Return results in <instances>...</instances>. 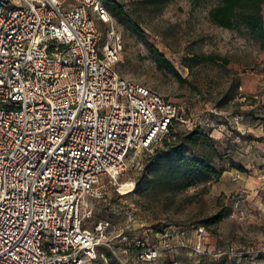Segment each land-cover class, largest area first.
Masks as SVG:
<instances>
[{"label": "built area", "instance_id": "built-area-1", "mask_svg": "<svg viewBox=\"0 0 264 264\" xmlns=\"http://www.w3.org/2000/svg\"><path fill=\"white\" fill-rule=\"evenodd\" d=\"M121 49L103 0L3 1L0 264H127L128 254L136 264H163L177 247L209 253L203 227L191 245L182 227L174 242L171 226L150 243L131 208L123 226L107 218L84 226L85 199L106 195L102 177L116 181L130 152L152 151L178 119L175 103L117 71ZM243 118L235 113L211 125L233 129Z\"/></svg>", "mask_w": 264, "mask_h": 264}, {"label": "rangeland", "instance_id": "rangeland-1", "mask_svg": "<svg viewBox=\"0 0 264 264\" xmlns=\"http://www.w3.org/2000/svg\"><path fill=\"white\" fill-rule=\"evenodd\" d=\"M118 1L141 28L144 39L116 20L122 40L116 69L176 104L178 119L170 134L187 129L182 120L195 121L211 136L216 130L212 122L235 113H242L244 118L238 125L229 124L233 129L227 126L222 131L221 142L213 139L217 153L212 152L209 163L217 169L224 168L221 176L190 172L192 183L182 178L172 181L168 193L159 190L157 177L152 174L146 175L141 186L135 184L149 152H130L126 170L117 175L116 181L102 177L105 197L85 199L81 209L84 226L89 230L100 218L123 226V211L131 208L137 215L138 234L149 235L150 243L157 241L156 232L171 226L169 237L173 236L174 242L181 236L175 227H182V236L191 245L195 230L203 227L209 253L200 259L189 254V248L177 247L162 255L163 264H264V188H259L264 187L259 185L260 180L264 182V40L252 38L241 25L228 29L211 22L209 12L219 0H168L161 5L147 0ZM103 35L106 38V32ZM145 40L163 53L182 79L168 68L157 66ZM209 55L219 57L204 61ZM228 130L234 142L244 147L243 153L228 151L232 144L225 137ZM203 140L205 146L187 148L186 155L200 157L203 149L209 152V142L205 137ZM232 160L255 174L256 186L245 185L239 177L232 179L240 174ZM131 181L135 185L129 190ZM222 204L229 212L219 222L203 226L202 220ZM124 261L136 264L132 254ZM111 264L119 262L112 259Z\"/></svg>", "mask_w": 264, "mask_h": 264}, {"label": "trees", "instance_id": "trees-1", "mask_svg": "<svg viewBox=\"0 0 264 264\" xmlns=\"http://www.w3.org/2000/svg\"><path fill=\"white\" fill-rule=\"evenodd\" d=\"M147 1L154 5H161L168 0ZM103 2L111 15L117 21L131 27L133 31L144 39L141 28L134 24L132 17H130L129 13L118 0H103ZM262 4H264V0H219V2L211 8L209 17L211 22L220 27L230 29L236 25H241L247 29L252 38L264 40V16H262ZM145 43L147 44L159 68L166 67L179 79H182L179 72L170 64L158 48L146 40ZM218 57L219 56L209 55L205 56L203 59L204 61H210ZM171 131L172 127L167 135L161 139L159 144H157L153 150L149 152L147 162L142 167L138 179L135 182L137 186H141L143 184L146 175L152 174L153 177H157L156 180L159 190L162 193H168L172 189L170 187L172 181L182 178L185 180V183H192L194 178L189 175L190 172L199 175L214 174L216 177L222 175L224 171L223 167L217 169L209 163V161L212 160V152L217 153V150L214 146L213 137L204 132V129L200 125H195L190 129L170 134ZM228 132L230 133L231 130H228ZM203 137H205V139L209 142L210 153L203 149L200 153V157L187 156V148L203 144ZM246 137L250 139V136L247 135ZM203 146L205 145L203 144ZM232 163H235L240 171H245V168L241 163H237L233 160ZM148 183L149 181H147V184ZM262 184H264V182L260 180L259 185ZM217 201H219V205H221L220 198H218ZM228 212L229 210L222 204L221 208L204 218L201 224L205 227L215 224L219 222ZM111 222L113 221L111 220ZM202 256H204V254L200 255V259Z\"/></svg>", "mask_w": 264, "mask_h": 264}, {"label": "crops", "instance_id": "crops-1", "mask_svg": "<svg viewBox=\"0 0 264 264\" xmlns=\"http://www.w3.org/2000/svg\"><path fill=\"white\" fill-rule=\"evenodd\" d=\"M222 135H223L222 131H218V130H215V132H213L211 134V136L213 137L214 140H218L220 142H221V139H222ZM225 137L229 138L230 142L232 143L231 145H229L230 146L229 147L230 149H228L229 152L231 151V152H233L235 154L236 153L239 154L242 151L241 153H243L244 147L238 146L239 143L234 142V140H233L232 136H230L229 132H226ZM243 142H246V140L244 139ZM236 150H238V151H236ZM228 155H230L234 160H236L231 154H228ZM247 169L248 168L245 167V171H240V174H238L239 180L242 181V182L245 181L244 182L245 185H248L250 187L256 186L257 185V180L254 177L255 174L254 173H250V171H248ZM235 170L238 171L237 169H235ZM259 188H264V187L259 186ZM258 191L259 190L256 189L257 193H258ZM253 193L254 192H252V194Z\"/></svg>", "mask_w": 264, "mask_h": 264}, {"label": "water", "instance_id": "water-1", "mask_svg": "<svg viewBox=\"0 0 264 264\" xmlns=\"http://www.w3.org/2000/svg\"><path fill=\"white\" fill-rule=\"evenodd\" d=\"M3 1H5V0H0V7H1V5H2Z\"/></svg>", "mask_w": 264, "mask_h": 264}]
</instances>
